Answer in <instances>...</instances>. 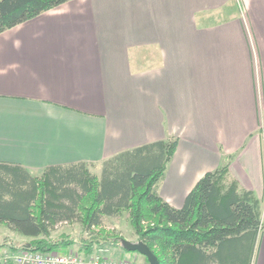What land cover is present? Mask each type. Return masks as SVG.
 I'll list each match as a JSON object with an SVG mask.
<instances>
[{
    "label": "crops",
    "instance_id": "crops-1",
    "mask_svg": "<svg viewBox=\"0 0 264 264\" xmlns=\"http://www.w3.org/2000/svg\"><path fill=\"white\" fill-rule=\"evenodd\" d=\"M235 1L68 0L1 32L0 165L95 167L176 137L158 189L179 208L231 156V176L261 201L259 264L264 0Z\"/></svg>",
    "mask_w": 264,
    "mask_h": 264
},
{
    "label": "trees",
    "instance_id": "trees-1",
    "mask_svg": "<svg viewBox=\"0 0 264 264\" xmlns=\"http://www.w3.org/2000/svg\"><path fill=\"white\" fill-rule=\"evenodd\" d=\"M66 1L0 0V33ZM177 144L176 137L159 139L118 152L100 175L85 162L38 173L0 165V222L30 238L10 242L11 252L66 253L77 242L85 254L105 245L130 252L121 235L103 227L104 217L127 212L159 264H251L263 228L260 199L231 176L228 156L203 174L182 207L173 206L158 188ZM74 220L88 236H53L57 225Z\"/></svg>",
    "mask_w": 264,
    "mask_h": 264
},
{
    "label": "rangeland",
    "instance_id": "rangeland-1",
    "mask_svg": "<svg viewBox=\"0 0 264 264\" xmlns=\"http://www.w3.org/2000/svg\"><path fill=\"white\" fill-rule=\"evenodd\" d=\"M238 6L240 8H242L243 4H242V2L238 3V0H237V1H235L234 4H230V8H231L230 10L233 11L234 8L235 7L237 8ZM90 169L92 172L96 173L97 175L101 174V165H96L95 167H90ZM121 215H120V217L106 218V221L103 224V227L110 232L113 231V232L121 235V237H129V236L132 237L135 234V232L129 223L128 213L123 212ZM53 233H54V235H60V233H68L71 236L78 238V239L80 237H82L81 235L88 236V233H85V235H84V233L82 232V229H81V225L76 220L70 221V222L60 223ZM17 236H20V235L14 231H11L8 228H5V227L0 228V253L3 252V255H2L3 257L6 254L17 253V252H11V250L9 248V245L11 244L10 242L21 241L20 239H12V238H16ZM71 248L72 249H69L68 251L82 253V249H81L82 246L79 242L72 245ZM97 248L109 249L108 253L110 254V256L112 258H115V259L116 258L128 259V260L132 261L134 264H149L148 261L145 259V257L142 254H139V253L134 252V251L119 252L118 249L111 248L110 246H107V245L97 246ZM256 252L253 255L251 264H255L258 262L259 255L257 256ZM260 253H262V254H261V259H260L259 264H264V238H262ZM135 255H137V256H135ZM0 261H1V258H0Z\"/></svg>",
    "mask_w": 264,
    "mask_h": 264
},
{
    "label": "built area",
    "instance_id": "built-area-1",
    "mask_svg": "<svg viewBox=\"0 0 264 264\" xmlns=\"http://www.w3.org/2000/svg\"><path fill=\"white\" fill-rule=\"evenodd\" d=\"M107 248H97L92 253H78L68 251L60 253L57 251H20L6 254L4 262L12 259L15 264H134L128 259L112 258Z\"/></svg>",
    "mask_w": 264,
    "mask_h": 264
},
{
    "label": "water",
    "instance_id": "water-1",
    "mask_svg": "<svg viewBox=\"0 0 264 264\" xmlns=\"http://www.w3.org/2000/svg\"><path fill=\"white\" fill-rule=\"evenodd\" d=\"M120 242L126 250L137 251L144 255L147 258L149 264H159L158 256L143 240H130L125 237H120Z\"/></svg>",
    "mask_w": 264,
    "mask_h": 264
}]
</instances>
